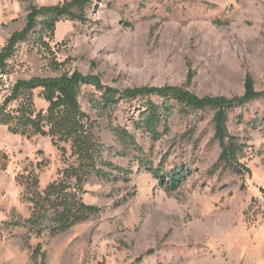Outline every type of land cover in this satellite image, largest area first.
<instances>
[{"label": "rangeland", "instance_id": "obj_1", "mask_svg": "<svg viewBox=\"0 0 264 264\" xmlns=\"http://www.w3.org/2000/svg\"><path fill=\"white\" fill-rule=\"evenodd\" d=\"M66 1L72 0H0V49L25 27L30 4ZM44 42L50 47L38 39L16 47L0 76V97L18 80L74 71L99 75L120 90L182 87L192 73L189 89L199 97L242 96L247 73L257 91L264 85V0H93L86 23L63 21ZM92 93L83 89V109L97 120L105 157L127 170V179L92 177L83 199L100 207V216L56 237L33 238L31 246L41 244L46 254L35 261L23 230L4 227L14 213L30 215L16 178L33 172L44 189L66 165L49 138L27 139L0 125V160L7 164L0 167V264H264V126L252 121L264 117L263 99L230 115V133L247 144L241 163L251 170L238 175L213 171L221 150L212 112L187 116L176 108L170 132L154 142L135 126L144 101L121 102L111 126L91 108ZM35 103L38 110L48 107L38 97ZM113 128L132 133L163 175L182 168L189 175L175 191L167 189L140 169L134 152L118 154L125 149Z\"/></svg>", "mask_w": 264, "mask_h": 264}, {"label": "trees", "instance_id": "obj_2", "mask_svg": "<svg viewBox=\"0 0 264 264\" xmlns=\"http://www.w3.org/2000/svg\"><path fill=\"white\" fill-rule=\"evenodd\" d=\"M92 4L93 0H72L42 7L30 4L25 27L15 32L0 49V76L8 73L9 61L20 43L38 39L49 48L44 39L47 36L51 40L55 38L57 25L63 21L86 23ZM193 77L192 73L189 74L186 85L182 87L167 85L120 90L103 84L99 75L74 71L58 77L18 80L8 95L0 97V125L7 127L9 133L27 139L37 136L49 138L66 165L58 179L44 189H41L39 176L33 172L21 173L16 178L22 188V200L30 204V215L25 218L14 213L4 222V227L23 230L22 239L25 246L32 250L33 260H46L41 244L34 248L31 246L33 238L44 235L56 237L100 216V207L89 205L83 199L85 186L92 177L118 182L128 176L127 170L105 157L107 148L98 136L97 120L83 109L81 103L85 87L94 88L96 93H92L88 102L93 110L108 119L111 126L114 112L121 102L144 101V114L135 126L154 142L170 132L168 120L176 108L187 116L212 112L214 140L221 150L213 171L222 168L238 175L251 174V170L241 163L247 144L230 133L229 120L236 110L264 100V85L261 91H257L253 75L247 73L242 96L199 97L189 89ZM36 97L48 104L46 110L37 109ZM153 98H158L162 103H156ZM252 121L255 127L264 126V117ZM113 132L125 149L118 154L126 157L134 152L140 169L152 173L167 189L175 191L182 179L189 175L187 168L163 175V169L155 167L149 158L143 156L144 152L132 133L125 128H113ZM0 167L5 170L6 162L0 160ZM261 191L264 193V190ZM154 253L151 250L145 256Z\"/></svg>", "mask_w": 264, "mask_h": 264}]
</instances>
